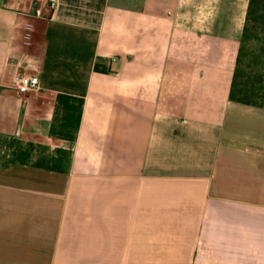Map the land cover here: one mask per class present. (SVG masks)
<instances>
[{
    "label": "crops",
    "instance_id": "1",
    "mask_svg": "<svg viewBox=\"0 0 264 264\" xmlns=\"http://www.w3.org/2000/svg\"><path fill=\"white\" fill-rule=\"evenodd\" d=\"M248 1L0 0V140L68 154L0 165V264H264Z\"/></svg>",
    "mask_w": 264,
    "mask_h": 264
},
{
    "label": "trees",
    "instance_id": "2",
    "mask_svg": "<svg viewBox=\"0 0 264 264\" xmlns=\"http://www.w3.org/2000/svg\"><path fill=\"white\" fill-rule=\"evenodd\" d=\"M228 99L237 104L264 109V0L248 1ZM12 142L18 143L17 141ZM23 146L19 149L26 151V149L36 147L39 153L45 152V149L38 145L28 143ZM19 149L2 165L14 162L26 163L16 156L18 151L20 153ZM55 152L60 155L59 157L50 155L55 165L42 163V161L31 163L46 169L59 168L68 154L60 149H56Z\"/></svg>",
    "mask_w": 264,
    "mask_h": 264
},
{
    "label": "rangeland",
    "instance_id": "3",
    "mask_svg": "<svg viewBox=\"0 0 264 264\" xmlns=\"http://www.w3.org/2000/svg\"><path fill=\"white\" fill-rule=\"evenodd\" d=\"M20 146L23 145H19L18 143L12 142L11 140H0V165L10 159L13 153L19 149ZM22 148H24V146ZM55 151L56 150L50 152L49 150H45L44 153H39L38 148L33 147L31 149H26V151L20 150V153L18 151L16 156L25 162L42 161V163H50L55 165L50 156L56 155L55 157H59V153L56 154Z\"/></svg>",
    "mask_w": 264,
    "mask_h": 264
},
{
    "label": "built area",
    "instance_id": "4",
    "mask_svg": "<svg viewBox=\"0 0 264 264\" xmlns=\"http://www.w3.org/2000/svg\"><path fill=\"white\" fill-rule=\"evenodd\" d=\"M46 6L49 10H53L57 5V0H45ZM38 79L33 75H20L16 79V89L20 94H28L37 90Z\"/></svg>",
    "mask_w": 264,
    "mask_h": 264
}]
</instances>
